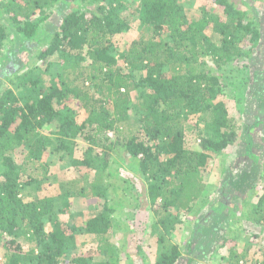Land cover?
Returning <instances> with one entry per match:
<instances>
[{"label":"trees","instance_id":"trees-1","mask_svg":"<svg viewBox=\"0 0 264 264\" xmlns=\"http://www.w3.org/2000/svg\"><path fill=\"white\" fill-rule=\"evenodd\" d=\"M199 2L194 12L186 0H0V74L12 85L0 90V264H137L116 241L127 240L134 203V189L119 176L123 158L153 213L155 264H179L184 254L188 264L198 262L192 253L202 231L193 226L203 223L198 217L211 198L207 166L246 137L254 144L228 101L239 106L250 94L264 95V76L249 70L261 47L264 0ZM61 4L70 11L46 31ZM131 30L140 38L113 56L114 39ZM14 34L23 51L37 46L44 69L15 68L6 53ZM243 153L246 161L250 153ZM54 156L96 177L89 190L39 196ZM263 170L258 194L234 198L240 212L233 210V223L207 255L212 264H264ZM222 193L233 194L225 186ZM73 198L100 208L87 216L74 211ZM247 223L256 228L243 239ZM182 224L189 227L186 243H172ZM85 236L96 238L93 253L78 244ZM253 238L258 246L249 259ZM243 241L248 251L236 249Z\"/></svg>","mask_w":264,"mask_h":264},{"label":"rangeland","instance_id":"rangeland-1","mask_svg":"<svg viewBox=\"0 0 264 264\" xmlns=\"http://www.w3.org/2000/svg\"><path fill=\"white\" fill-rule=\"evenodd\" d=\"M199 1L200 0H186L185 6L189 9H193L195 12L197 11V7L201 4ZM259 3L260 2H257V4ZM73 8L74 6L71 7V9ZM258 10L260 11V14L258 15L261 18L260 29L262 39L261 49L259 48L257 52H254L252 60V64L254 65L249 69L250 72H252V76L253 74L255 75V73H260L264 76V8L261 6V8L258 7ZM68 11H70L69 8L61 4L55 15L45 25V30L52 32V30L59 26L62 17ZM139 38L140 32L138 30H131L123 36L115 38L111 54L118 57L120 52H125L130 45ZM24 45L25 43L22 38L17 37L16 34L10 36L9 41L6 42V47L8 48L6 53H9L8 55L13 59L12 63L16 66L15 68L20 71L24 66H29V69H33L37 66L43 67L35 57L37 46L27 48L23 51ZM252 76L250 75L248 78H252ZM253 78H255V76H253ZM257 80L259 81V79ZM2 87L11 88L12 85L0 74V90ZM233 100L228 101L230 114L235 118L237 126L242 125L250 129V132L252 133L251 135L254 136V144H248L249 139L246 137L239 145L234 148H229L222 155L213 157L210 160L206 172L204 173V178L206 183L208 182L207 189L210 191L211 198L203 213L198 217L203 222L200 223V228L198 226H193V229L202 231V234L195 240L193 246L194 249L192 254L197 255L198 262L192 264H212L213 261L207 259V255L212 253L215 247L214 243L225 234L227 225L233 223V210H238V212H240V204H236L234 198H238V200L240 199V202H242L244 201L243 197H248V199H250V197L258 194L262 188L261 182L258 180L260 170L264 169L262 168L264 165V120H261L262 123L257 125V119H264V95H262V93H259V95L256 93L250 94L245 98L244 103L241 105L239 104V106H237ZM84 119L85 114L79 115V123H82ZM193 144L194 147H197L195 143ZM243 152H247V154L250 153V155L246 157V161H241L239 159ZM252 152H254L253 156ZM80 156L81 153H75V157L79 158ZM123 159L124 160L119 161V176L128 179V185L134 189L133 194H129L130 199H134V203L130 206L132 215L128 217L126 224L128 227L127 240L121 236V239L116 241L117 243H120V245H126L125 250L122 252L124 253L126 251L127 253L134 254L137 264H155V260L160 250L157 243V237L151 232V224L154 221V218H152L153 213L150 210L147 198L144 196L143 182H141L128 167L126 158ZM45 160L47 161V157ZM64 165V162H60L58 157L54 156L53 162L49 166L51 175L41 186L39 196L42 198L58 196L63 193L65 189L78 191L83 187L84 189L89 190L90 184H88L87 181L90 180L89 178H93L92 181H94L96 177L93 175L88 176V173L85 171L81 172L74 167H67ZM262 172H264V170ZM115 181L116 179L113 180V182ZM226 184H229L230 187H227ZM223 186L228 189V192H233V194L229 196L223 195ZM110 194L111 197L115 196L113 192H110ZM71 201L75 207L74 211H84L87 216H93V212L100 208L98 201L95 203V201H92L89 198H73ZM214 203L218 205L224 203L227 208L224 209L223 212H218L214 208ZM252 225L253 224L251 223L246 224L247 228L245 227V232H242L243 239L251 238L250 236L252 233L249 231V228L255 227ZM173 237H175V239L172 240V243H186V239L189 237V227L186 224L178 225V230L173 233ZM262 240L264 242V234ZM78 244L81 245L82 251L90 253H93L98 246L96 238L90 236L79 238ZM167 244H171V240L168 237ZM252 244L253 246L251 249L253 248V250L249 252V259L254 255V252L257 249L258 239L253 238ZM23 245L26 248L28 247L25 243H23ZM138 247L143 248L141 255H139ZM235 247L241 252L248 251L247 247H245L244 241L237 243ZM184 256L185 257L179 264H188L190 259L188 260L185 254ZM4 259L5 251L0 246V260L4 261ZM95 260L98 261L100 258L96 257ZM122 264H126V259Z\"/></svg>","mask_w":264,"mask_h":264}]
</instances>
